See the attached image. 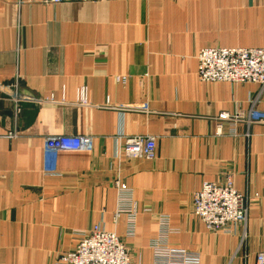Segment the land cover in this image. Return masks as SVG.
Returning a JSON list of instances; mask_svg holds the SVG:
<instances>
[{"label": "crops", "instance_id": "crops-1", "mask_svg": "<svg viewBox=\"0 0 264 264\" xmlns=\"http://www.w3.org/2000/svg\"><path fill=\"white\" fill-rule=\"evenodd\" d=\"M204 48H264V0H0V264H57L97 224L135 264H152L160 215L178 231L168 243L200 252L202 264H257L264 123L249 117L264 113V90L202 82ZM79 88L88 106L77 105ZM10 94L23 99L20 114ZM222 114L245 116L237 135ZM59 136L91 137L93 148L60 152L57 173L46 174L45 144ZM135 136L156 138L155 159L117 156ZM228 175L249 198L234 235L208 231L192 213L202 185ZM116 180L150 210L133 239L114 221Z\"/></svg>", "mask_w": 264, "mask_h": 264}, {"label": "built area", "instance_id": "built-area-1", "mask_svg": "<svg viewBox=\"0 0 264 264\" xmlns=\"http://www.w3.org/2000/svg\"><path fill=\"white\" fill-rule=\"evenodd\" d=\"M69 0H41L45 5H59ZM198 77L204 83L224 82L230 84H258L264 90V48H206L197 55ZM118 83L126 84L128 78H116ZM3 90V88L1 89ZM15 104V113L20 114L19 95H11ZM77 105L88 106L91 100L90 92L79 88L76 94ZM48 102H54L51 96ZM250 121L264 123V113L253 112ZM222 122H234L229 130L230 135H237L235 123L245 120V116H229L222 114ZM219 135L223 134L220 125ZM14 133L8 136L14 137ZM93 148V138L87 136H59L48 140L45 144L44 172L54 175L57 173V159L63 151L90 152ZM117 156L124 155L129 159L156 158V138L128 137L124 145L116 150ZM117 200L114 221L123 220L125 237L133 239L137 232V221L141 210L134 199V193L119 180L115 182ZM249 198L235 187L233 175H228L221 184L205 182L201 189L194 194L192 213L213 233L226 235L236 234L237 228L247 223ZM159 235L149 244L152 252V264H202V254L198 251L172 247L168 236L178 231L170 226V218L166 215L158 217ZM81 241L77 247L68 253L61 254L57 264H135L132 255L124 241L114 232H108L100 224L87 232H81ZM257 264H264V252L256 257Z\"/></svg>", "mask_w": 264, "mask_h": 264}, {"label": "rangeland", "instance_id": "rangeland-1", "mask_svg": "<svg viewBox=\"0 0 264 264\" xmlns=\"http://www.w3.org/2000/svg\"><path fill=\"white\" fill-rule=\"evenodd\" d=\"M204 49H206V48H204ZM203 50V49H202ZM201 51V50H200Z\"/></svg>", "mask_w": 264, "mask_h": 264}]
</instances>
